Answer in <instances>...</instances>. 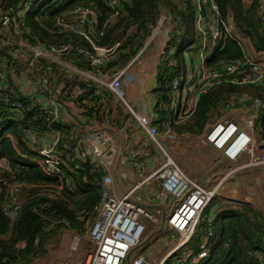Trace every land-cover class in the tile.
<instances>
[{"label": "trees", "instance_id": "1", "mask_svg": "<svg viewBox=\"0 0 264 264\" xmlns=\"http://www.w3.org/2000/svg\"><path fill=\"white\" fill-rule=\"evenodd\" d=\"M213 1L222 18L233 15L234 30L230 36L222 34L211 51L205 50L204 67L219 68L220 63L242 59L240 39L248 41L252 52L264 54L261 1ZM120 4L119 14L113 19L103 0H0V12L20 13L16 22L19 37L28 44H40L46 49L64 44L79 47L84 54L74 52L65 58H74L79 70L108 76L137 56L156 20L163 15L168 19V33L156 64L155 86L149 91L153 101L151 124L160 134L169 131L177 138L194 140L207 125L239 108L256 116L258 139L264 143V86L260 84L214 86L197 98L194 108L184 110L180 118H171L175 94L172 83L181 84L196 71L201 51L195 25L196 0H120ZM76 7L90 9L97 19V33L90 34V40L95 47L110 51L101 65L91 64L95 51L83 37L61 32L56 25L58 17ZM203 14L207 20L206 9ZM13 53V48L0 47L1 59L12 58ZM15 88L9 81L5 90L20 103L31 104V109L13 113L4 103L0 104V264H31L55 249L64 232L84 234L100 203L104 172L86 157L78 156L79 136L86 130L88 133L102 129L115 137L132 116L107 89L77 75H58L54 100L59 106V118L53 123L49 122V111L39 109V94L18 96ZM69 116L72 120H65ZM25 129L34 141L26 139ZM54 133L59 136L54 155L60 161V177L47 175L35 164L40 158L37 141L53 137ZM12 184L20 185L16 192L19 211L10 220L2 215V210L10 198L8 185ZM203 244L207 254L198 259ZM262 259L264 213L250 203L214 195L202 210L189 241L163 264H263Z\"/></svg>", "mask_w": 264, "mask_h": 264}, {"label": "built area", "instance_id": "2", "mask_svg": "<svg viewBox=\"0 0 264 264\" xmlns=\"http://www.w3.org/2000/svg\"><path fill=\"white\" fill-rule=\"evenodd\" d=\"M112 12L111 19L119 14L120 0H103ZM197 18L196 30L200 36L201 51L197 58V72L192 76L186 86V95L177 96L182 89V84L177 81L172 83L175 92L172 98V119L180 118L185 109L188 98L195 107L197 98L205 94L211 88L222 84L254 85L260 83L264 86V60H255L250 55L243 56L230 62L220 63L219 68L207 69L204 67V53L216 46L221 35L230 36L234 30L233 15L227 14L222 18L213 0H196ZM203 9L208 12L207 20ZM26 11V9H24ZM17 15L9 11L0 12V47L2 50L15 49L12 58H0V104L4 103L13 113H24L31 109V104L24 105L15 97L9 96L5 88L9 81L13 82L21 95L22 93L39 94L37 100L40 111L47 110L51 115L50 123L59 118V106L54 100V88L59 74L77 75L95 83L99 88L107 89L112 96L124 104L130 112L132 119L143 133L147 142L152 144L160 153L162 164L139 182L134 188L119 197L113 188L111 173L112 161L105 156L100 147L112 153L116 148V141L112 134L106 130L94 131L86 141L83 148H78L77 154L100 166L104 172L101 180L102 196L98 204L93 221L87 227L86 235L91 243V251L82 264H129L128 255L138 243L144 233V225L147 222L155 223L156 217L149 212L138 198H133L134 192L141 188L145 181H156L167 196L172 197L173 210L165 221L166 229L177 235L175 247L168 254L174 253L185 245L192 236L199 216L214 195H219L228 176L239 169H253L264 166V143L258 139L255 122L256 116L251 114L244 127H240L235 121L227 118H219L212 125H207L202 134L194 140L183 139L184 143L204 146L212 145L222 152L223 157L229 162L237 163L243 156H247L245 163L235 167L210 188H204L190 180L171 161L168 152L162 145L165 136L174 135L167 131L160 134L151 124L146 111L136 112L125 101L124 80L131 81L129 68L136 56L123 69L112 75H93L79 70L74 65V58H65V55L77 52L84 54L79 47L70 44L51 46L48 49L40 44L30 45L21 39L20 29L16 25ZM260 22L264 26V8L260 15ZM97 19L88 8L76 7L58 17L56 25L64 33H71L83 37L94 49L95 56L91 58V64L98 66L105 62L110 51L95 47L90 34L97 33ZM168 19L161 15L150 30L149 37L144 46L154 42L159 35L167 39ZM143 46V48H144ZM130 75V76H129ZM125 78V79H124ZM24 86H31L29 91H23ZM36 95V94H35ZM242 98L240 100H243ZM33 104V103H32ZM253 104L259 105L257 100ZM2 108L0 107V111ZM53 137H43L37 141V154L40 156L35 164L42 167L47 175L62 176L58 169L59 159L54 155V147L58 141V133ZM28 141L35 140L29 136L28 130H24ZM174 139H178L174 136ZM259 150L258 152L256 150ZM66 183V181L64 182ZM9 187V201L2 210V215L12 220L19 211L16 201V192L20 185L12 184ZM21 247H24L23 244ZM198 259L206 257L204 244L200 247ZM167 255V256H168ZM166 256V257H167ZM165 257V258H166ZM165 259L158 264H163ZM264 264V259H262ZM131 264H148L141 256L134 258Z\"/></svg>", "mask_w": 264, "mask_h": 264}, {"label": "crops", "instance_id": "3", "mask_svg": "<svg viewBox=\"0 0 264 264\" xmlns=\"http://www.w3.org/2000/svg\"><path fill=\"white\" fill-rule=\"evenodd\" d=\"M260 1L264 7V0ZM244 2L245 4H249L251 0H244ZM166 42L167 39L164 38L163 35H159L154 42L144 46V48L139 51L136 59L129 68V73L132 80L128 81L124 78L126 95L125 101L134 111H146L149 117L151 115L153 105L152 98L149 96V91L155 86L156 64L159 56L163 52ZM256 57H258L260 60H264V57L262 56L256 55ZM197 67L198 66L196 64V71L190 74L189 77H187V80L195 75L197 72ZM112 98L114 101H117L114 97ZM191 106L192 101L190 98H188L185 102L186 109L184 110L187 111ZM107 107H109V105H107ZM227 115H233L234 117L237 116L238 118L243 116L244 119H247L250 116L246 111L239 108L229 110ZM86 132L87 130L77 139V148H83L86 141L89 139V136L94 131L88 133ZM114 138L116 141V148L114 152L109 153L106 151V148H100L104 152V155L109 156L112 161L111 173L113 174V188L115 194L121 197L127 191L134 188V186H136L139 182L145 180L147 176H149V174L158 167L162 161V158L158 150L152 144L146 141L143 133L137 127L133 119L126 121L124 126L117 131V134H115ZM183 139L184 138H178L176 140L174 139V136H165L162 139V145L168 154L173 153L175 155H179L180 150L183 148L188 149V147L192 145L181 141ZM211 147L213 146L211 145ZM208 152H210V154H208ZM204 154L201 153V155L191 157V162L195 164V171H192V168H190L188 164L185 166V170L191 178L195 179L196 182H194L196 184L204 188H210L220 178H222L235 167L232 166L233 162L226 160L222 154L213 157L211 155V150H206ZM85 157L88 159L87 156ZM246 160L247 156H243L239 162L243 164L246 162ZM233 174L234 173L230 174L226 179L219 196L228 201L250 203L253 205L254 202L251 199L253 196L251 192H247V190L252 191L254 184L259 185L262 189H264V166L260 171L254 172L251 170L246 172L248 175V181H246L248 187L244 190L245 194L240 193L242 188L236 184L237 179L234 178ZM132 197L134 199L138 198L140 204H142L157 219L155 223L148 222L152 226V231H150L149 237H157L159 235L169 234L170 237H172V241H163V244L167 246L168 243H173L174 248L177 241V235L172 236L171 234L174 233L170 232L166 228L158 233L162 214L164 213L165 216H168L173 210V204L168 206V196L163 192L158 182L145 181L143 186L138 188ZM153 241L151 239L149 242L152 244ZM45 257L35 260L31 264L36 263L37 261L41 262V260L43 261ZM40 262H38V264H40ZM50 264L54 263L51 262Z\"/></svg>", "mask_w": 264, "mask_h": 264}, {"label": "rangeland", "instance_id": "4", "mask_svg": "<svg viewBox=\"0 0 264 264\" xmlns=\"http://www.w3.org/2000/svg\"><path fill=\"white\" fill-rule=\"evenodd\" d=\"M248 1V0H246ZM242 50L245 55H250L251 57L255 58L256 55L258 56H264L263 53H254L251 50H249V43L247 40H239ZM186 80L183 82L182 89L180 92H178L177 96L184 97L186 95L185 86L188 82ZM31 86H24L23 91H29ZM227 119H232L235 121L240 127H244L245 123L247 122V119H244L243 116L241 118H238L237 116L233 115H227ZM244 119V120H243ZM65 120L71 121L72 117H66ZM243 120V121H242ZM243 125V126H242ZM206 150H211V155L213 157L217 155H221L222 152L220 150H216L214 147H211L210 144L199 146L197 144H192L190 147L183 148L180 150L179 155H175L173 153L169 154V157L173 164L181 170L190 180L193 182L195 179L191 178L187 171L185 170V166L188 164L190 168H192V171H195V164L191 162V157H196L197 155H201V153L204 154ZM259 151L258 149L256 150ZM210 154V152H208ZM205 155V154H204ZM162 164V162H160ZM242 163H233V167H237L241 165ZM211 165V164H210ZM159 166V165H158ZM262 167L253 168V169H239L234 172V178H236V184L238 186H241L242 190L240 191L241 194H245V189L248 187L247 182V174L246 172L253 170L254 172L260 171ZM113 176V174H112ZM152 181V180H150ZM196 182V181H195ZM252 191L247 190V192H251L252 194V200L253 205L257 209L261 210L264 213V189H262L259 185L254 184L252 187ZM152 231V226L147 222L144 225V233L138 243V246L136 249H132L128 255L127 262L131 264L132 260L134 258H137L138 256H141L148 264H158L162 258L166 259L169 257V253L172 251L173 243H168V245H164L163 241H172V237H170L169 234L159 235L157 237H149V233ZM171 234V233H170ZM172 236H176V234H171ZM152 239V244L149 242ZM149 242V243H148ZM162 244H161V243ZM91 251V243L86 235V233L81 235H75L72 232H64L62 237L59 239L58 244L56 245V248L52 251H49L48 255L43 259V261H37L33 264H50L53 262L54 264H82L87 256L89 255ZM168 255V256H167ZM167 256V257H166ZM166 257V258H165Z\"/></svg>", "mask_w": 264, "mask_h": 264}, {"label": "water", "instance_id": "5", "mask_svg": "<svg viewBox=\"0 0 264 264\" xmlns=\"http://www.w3.org/2000/svg\"><path fill=\"white\" fill-rule=\"evenodd\" d=\"M258 84H260V83H258ZM16 94L18 96H20V93L17 90H16ZM172 201H173L172 200V197L171 196H168V199H167L168 206H170L172 204ZM168 217L169 216H165L164 213L162 214V216H161V222H160V228H159L158 233L161 232L164 228H166L165 221L167 220Z\"/></svg>", "mask_w": 264, "mask_h": 264}]
</instances>
